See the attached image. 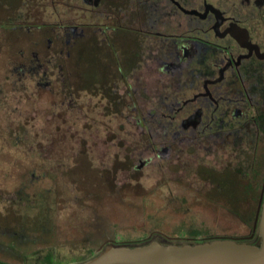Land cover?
<instances>
[{
    "label": "flooded vegetation",
    "instance_id": "obj_1",
    "mask_svg": "<svg viewBox=\"0 0 264 264\" xmlns=\"http://www.w3.org/2000/svg\"><path fill=\"white\" fill-rule=\"evenodd\" d=\"M43 6L48 17L38 27L45 29L46 56L41 62L32 52L28 65L16 69L31 86L23 88L60 96L65 114L93 106L95 121L119 119V136L134 146L124 181L149 166L158 176L147 180L195 187L202 165L261 179L254 171L264 149V0H45ZM85 44L97 67L90 83L77 81L68 64ZM170 163L187 172L184 180L169 177ZM263 188L264 172L258 202ZM247 240L259 242L253 229Z\"/></svg>",
    "mask_w": 264,
    "mask_h": 264
},
{
    "label": "rangeland",
    "instance_id": "obj_2",
    "mask_svg": "<svg viewBox=\"0 0 264 264\" xmlns=\"http://www.w3.org/2000/svg\"><path fill=\"white\" fill-rule=\"evenodd\" d=\"M44 3L0 0V264L80 262L112 241L247 238L264 149L255 162L259 181L203 165L196 171L198 187L147 180L158 176L149 166L129 174L136 180L124 181L134 146L119 136V119L95 121L93 106L83 114H65L60 96L23 88L30 85L16 69L28 65L32 52L41 62L46 56L45 29L38 27L47 21ZM81 47L68 64L77 81L90 83L97 67L91 45ZM166 170L171 178L188 175L172 163Z\"/></svg>",
    "mask_w": 264,
    "mask_h": 264
},
{
    "label": "water",
    "instance_id": "obj_3",
    "mask_svg": "<svg viewBox=\"0 0 264 264\" xmlns=\"http://www.w3.org/2000/svg\"><path fill=\"white\" fill-rule=\"evenodd\" d=\"M253 232L259 237L257 244L232 238L182 244L158 240L138 245L108 244L95 255L70 264H264V188Z\"/></svg>",
    "mask_w": 264,
    "mask_h": 264
},
{
    "label": "trees",
    "instance_id": "obj_4",
    "mask_svg": "<svg viewBox=\"0 0 264 264\" xmlns=\"http://www.w3.org/2000/svg\"><path fill=\"white\" fill-rule=\"evenodd\" d=\"M28 147H30V146H28ZM32 152H35V153H37V151H34V149L32 148V150H31ZM31 152V153H32ZM38 154V153H37ZM40 154V153H39ZM248 237L247 238H245V239H242V240H240L241 242H247V243H250L248 240ZM173 242H175V241H173ZM179 243V242H178ZM191 243V242H190ZM138 244H142V243H135V244H132V245H138ZM180 244H182V243H180Z\"/></svg>",
    "mask_w": 264,
    "mask_h": 264
}]
</instances>
